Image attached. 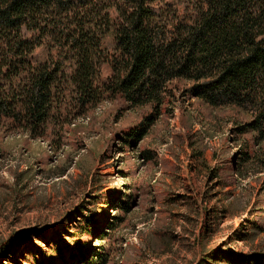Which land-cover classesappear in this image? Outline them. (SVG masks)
<instances>
[{"label": "rangeland", "instance_id": "rangeland-1", "mask_svg": "<svg viewBox=\"0 0 264 264\" xmlns=\"http://www.w3.org/2000/svg\"><path fill=\"white\" fill-rule=\"evenodd\" d=\"M173 92V104L130 147L122 136L149 108L120 97L64 125L59 149L0 124V264L57 263L64 246L67 264L86 246L104 247L106 264H240L264 254V166L253 173L242 159L248 143L256 150L250 135L230 137L245 116ZM124 193L128 212L105 201ZM89 218L105 240L81 233Z\"/></svg>", "mask_w": 264, "mask_h": 264}, {"label": "trees", "instance_id": "trees-1", "mask_svg": "<svg viewBox=\"0 0 264 264\" xmlns=\"http://www.w3.org/2000/svg\"><path fill=\"white\" fill-rule=\"evenodd\" d=\"M181 4L0 0V124L31 138L56 140L59 149L64 125L120 97L130 108H149L122 136L130 147L142 141L178 91L184 99L242 113L245 118L235 122L230 137L250 135L256 150L248 143L242 159L259 172L264 166V0ZM140 155L152 159L148 151ZM130 197L124 193L105 201L128 212ZM118 222L122 217L109 221L107 229ZM81 233L107 236L92 218ZM65 249L56 248L57 263L45 264H67ZM70 259L106 264L109 252L86 246L74 249ZM246 264H264V254Z\"/></svg>", "mask_w": 264, "mask_h": 264}]
</instances>
